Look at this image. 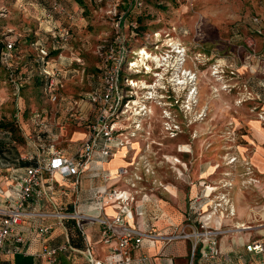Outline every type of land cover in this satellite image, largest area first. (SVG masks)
<instances>
[{"label": "rangeland", "instance_id": "obj_1", "mask_svg": "<svg viewBox=\"0 0 264 264\" xmlns=\"http://www.w3.org/2000/svg\"><path fill=\"white\" fill-rule=\"evenodd\" d=\"M83 1L84 12L79 17L59 2L71 17L68 20L55 15L51 22L55 33L63 27L71 31L69 43L59 49L48 30L49 22L44 19L51 0H0V45L7 41L14 45L8 60L0 59V124L16 127L10 147L16 148L21 160L34 154L36 147L27 137L35 139L31 120L35 113L49 117L51 128H59L58 123L65 127L63 137L58 134L61 139L54 143L62 151L66 150L65 137L72 131L85 132L67 116L60 118L62 107L65 109L63 103H51L44 96L42 68L67 70V62L71 75L66 78L74 84L59 93L61 99H79L98 79L99 47L101 52L107 51L119 33L118 47L125 50L123 59L129 56L140 67L146 64L140 47L146 46L149 53V44L156 41L148 32H160L157 42L163 52L171 42L185 50V61L177 70L185 81L176 86L164 77V86L153 87L158 89L156 99L148 101L150 113L142 119L141 132L127 147L128 179L120 190L158 198L161 209L151 212L149 222L156 225L161 219H169L178 225L171 235L178 236L203 233L202 218L214 213L219 216L220 209L215 206L224 194L235 216L225 218L233 223L226 221V226H222L221 231L226 233L219 236V242L222 246L224 240H231L230 246L233 242L243 246L254 242L264 234V228H234L264 223L257 217V210L264 204V175L251 164L254 149L264 148L256 136L262 132V136L258 135L264 140V0H170L160 3V7L153 5L159 0H151L153 4L143 8L150 18L141 24L145 32L140 31V37L132 41L128 40L127 22L119 29L115 27L119 14L127 8V0H120L115 9L116 0H105L107 4L99 6L92 0ZM109 10H113V15H107ZM38 48L48 54L45 64ZM129 48L139 49L130 55ZM1 53L2 47L0 56ZM36 74L42 80L41 87L34 79ZM16 76L21 78L19 85L13 81ZM134 76H138L137 95L144 96L143 79L151 86L154 78ZM205 187L213 188L208 193L215 191L208 199L204 198ZM236 205L245 210L242 220L237 216ZM204 210L210 214L205 215ZM188 241L192 247V240ZM171 242L164 243L168 246ZM174 246L179 253L184 252L183 244ZM189 250L190 245L188 254ZM246 258L255 263L264 261V255L248 254ZM188 260L177 259L175 264H186ZM166 262L171 264L172 260Z\"/></svg>", "mask_w": 264, "mask_h": 264}, {"label": "built area", "instance_id": "obj_2", "mask_svg": "<svg viewBox=\"0 0 264 264\" xmlns=\"http://www.w3.org/2000/svg\"><path fill=\"white\" fill-rule=\"evenodd\" d=\"M120 0H116L113 5L115 9L120 4ZM144 5V0H127L126 9L122 14H119L118 21L115 27H119L127 22L128 40H134V30L137 28V23L134 18L141 11ZM113 11V10H112ZM109 10L107 15H113ZM55 15L63 16L68 20L71 17L66 10L59 4L57 0H51L50 10L44 15L47 22L52 21ZM131 18V19H130ZM129 19V21H128ZM256 21V20H254ZM53 43L59 45V49L64 48L71 38L69 27L61 28L57 33L50 30ZM119 32V31H118ZM53 33V34H52ZM160 32H153L149 35L151 39H156L155 43L149 44V53H146V46H142L141 53L144 55L146 64L136 67L132 62V58L127 56L123 59L124 48L118 47L121 43L120 34L115 37V42L107 51L101 52V47L98 48L97 56L99 64L98 85L86 93L79 101L72 100L66 103V99H61L59 93V80L62 72L58 67L49 69L42 68L41 76L44 78L43 94L51 103L63 101L66 104L65 115L72 122H82L85 130V138L73 155H66L64 151L58 149L50 135L51 126L48 120L34 119L32 125L34 131L38 133L48 134L50 140L48 144L35 140L32 137H27V140L36 147V154L25 159L36 160V165L28 168L25 174L19 179L17 195L11 198L9 194L4 197V204L0 205V254H15L16 249L7 248L9 242L21 243L22 239L14 236L16 228L21 225L22 221L36 217H53L59 220H73L78 229H81L82 222H90L99 226L102 242L108 247V253L100 260L92 258L89 249L84 253V264H152L151 258L146 255L133 256V253L140 250L144 240L171 242L176 239L192 240L190 256L187 264H195L197 254H200V259L205 263L214 262L218 257V238L226 233L221 231V221L225 218L233 217L234 210L231 207L229 200L223 194L219 198L216 208H219V216L212 214L208 222L202 218L201 228L203 233L183 234L161 236L155 229L151 228L146 231L139 230L135 225H131L132 210L136 197L139 194L125 190L108 189L96 194L93 197L96 214H81L76 211L64 213L61 209L52 214H39L24 210L25 204L32 199L42 197L43 175L47 174L50 178L55 174L61 177L74 178V190H77L79 185L78 178L81 174L88 171L93 163V155L97 153L100 156V165L109 160L112 156L114 148L126 149L131 146L130 140L135 138L141 132L142 119L150 113L148 110V101H155V94L158 92L157 85H165L168 78L176 86L183 85L185 78L180 76L179 65L184 63L185 50L181 46L171 42L166 45L167 50L162 51L163 46H158L157 38L161 37ZM166 38L170 35L165 34ZM124 40V37H123ZM126 42V41H125ZM124 44L128 47L127 42ZM152 46L153 49L151 48ZM14 45L11 42H5L4 50L1 53L0 59L8 60V54L13 49ZM115 47V49H114ZM41 56V61L45 64L44 59L48 54L43 48H38ZM37 49V50H38ZM131 49L130 55H134ZM174 52V53H172ZM177 55V58L173 57ZM130 60V61H129ZM129 61L130 67L126 66ZM165 70V74L162 72ZM141 77L151 76L154 82L149 84L144 81L141 91L144 96L137 95V79ZM189 75V74H188ZM191 78L188 76V79ZM187 79V78H186ZM149 82V81H148ZM163 83V84H162ZM153 85V86H152ZM185 89V88H184ZM191 92V91H190ZM154 99V100H153ZM80 105H87L89 112L87 116H81ZM171 119L170 117L168 118ZM129 123V125L127 124ZM116 177L128 179V166L121 167L116 170ZM101 180L109 181V175L100 174ZM209 187H205V190ZM214 192L206 190L204 196L208 199ZM106 207L114 209L113 216L105 214ZM219 218V221L216 220ZM214 220V226H212ZM235 229V228H234ZM51 226L40 227V234H48ZM65 246L56 248L44 247L42 256L47 264H58L57 254L65 250ZM245 251L250 254L262 255L264 248L259 242H252L245 246ZM223 264H231L230 258L227 255L223 256ZM251 264H264V261Z\"/></svg>", "mask_w": 264, "mask_h": 264}, {"label": "crops", "instance_id": "obj_3", "mask_svg": "<svg viewBox=\"0 0 264 264\" xmlns=\"http://www.w3.org/2000/svg\"><path fill=\"white\" fill-rule=\"evenodd\" d=\"M92 1L96 6L102 5L103 3L107 2L105 0ZM60 3L70 13V10H73L72 12L76 17L81 16L84 12V1L82 2V4H78V0H62ZM64 65L65 67H67V70L61 69L62 75L61 79L59 80V92H63V89L65 87L74 84V82L66 78L67 75H71L69 74L71 72H69L68 70V68L71 66H68L67 62ZM97 68H99V66H97ZM81 97L82 96H80L79 99H71L69 97L67 98L68 100L65 101L66 103L72 100L79 101ZM61 103L64 104L63 101H61ZM64 107V110H66V104H64ZM86 108L87 105H80L81 116L85 114ZM64 110L62 107V111L60 113L61 119L66 116ZM37 114L43 115L42 113ZM47 118L49 119V117H46L44 119L47 120ZM61 125V123H58L57 126L59 128L52 127L50 129V134L52 137L51 140H53L52 142H54L55 144H58L59 139L63 137L62 135L66 131L65 127ZM58 134L61 135V138ZM258 134L262 136V132H257L256 136L259 141L264 143V140ZM65 138V141L67 142V145H65V147L67 148L64 147V149L66 150L63 151L64 154L70 156L75 153V151L84 140L85 132L82 133L80 131H72L70 135ZM131 149L133 150V146ZM254 150L255 152L251 157V164L260 175H264V148L256 147V149ZM12 153L13 158H10L6 162V164L15 166L17 165L16 162L17 159H19V156H16V150L12 149ZM126 153L127 148H114L111 158L101 165L100 156L95 153L93 155V163L89 170L81 174L78 178L79 185L77 187V190H74L73 177H61L58 174H55L50 178L47 174H44L42 197L39 199L34 198L28 201L24 206V210L39 214H52L61 209L64 213H71L73 211H76L81 214L95 215L96 211L95 205L93 203V197L96 194H99L108 189L120 190L121 188H125L124 181L127 178L124 177L120 180L115 176V174L118 168L128 166V163L125 160ZM35 154L36 150L33 155ZM6 164H4L3 167H0V205L4 204V197L8 194L9 196H11V198H14L17 195L19 179L25 174L24 170L14 171L12 169H8V165ZM101 173L109 175L108 182H104L103 180H101ZM168 192L173 194V191H171L170 189H168ZM154 198L148 196L147 194H143L141 196L138 195L136 197L130 224L135 225L139 230L142 231L153 228L155 230L157 229L158 232H161V230L166 229V231L163 233H157L161 236H169L172 233L171 231L174 230V228L178 227V225L172 223L169 219H166L165 221L164 219H161L156 223V225L149 222V216L151 212L161 209L162 206L161 201L156 197ZM244 211H242L239 205H236L237 216L240 220H242L245 215ZM105 214L107 216H113L114 209L111 207H106ZM257 217H260V219H264V204H262V206H260L257 210ZM227 220H222L221 226H226ZM231 222L232 221H230V224L233 223ZM211 225L214 226V220H212ZM45 226H51V230L48 234H40L38 232V229ZM81 228L82 231L81 229L77 228L75 221L73 220H59L53 217H36L29 220H24L14 232V236L21 238L22 242L19 244L9 242L7 244V248H14L17 252L11 255L2 252L0 254V264H47L45 258L42 256L44 247L56 248L59 246H65L66 248L64 251H61L57 254L58 264H84L85 257L84 255L80 254V252L84 253L86 249L90 250L92 258L96 260L102 259L109 250L107 245H104L102 242V236L99 226L90 222H82ZM254 228L259 231L260 229L264 228V223H260L257 226H251L250 230H253ZM251 235L254 237V232H251ZM219 239L220 238H218V257L216 258L215 263L203 262L200 259V254L198 253L195 264H223L224 262L222 259L224 255H227L230 258L231 264L255 263L253 261H249L246 258V256L250 253H247L245 251V246L249 243H246L243 246L237 245L236 242H233V246H230V243H232L231 240H224L222 246V244L219 242ZM254 239L255 238H253V240ZM254 242H259L264 248V234L262 233L260 236H258ZM177 243H181L184 245L183 253H179L177 251V247L174 246ZM189 245L191 249V244H189V241L184 239L172 241L168 246L162 241L144 240L142 242L140 250L133 253V256L137 257L139 255H146L151 258L152 264H168V262L166 261L169 259L172 260L171 264H175V260L177 259L189 258L190 250L189 254L187 252L189 249ZM163 259H165V261H163Z\"/></svg>", "mask_w": 264, "mask_h": 264}, {"label": "trees", "instance_id": "obj_4", "mask_svg": "<svg viewBox=\"0 0 264 264\" xmlns=\"http://www.w3.org/2000/svg\"><path fill=\"white\" fill-rule=\"evenodd\" d=\"M165 1H170V0H159L158 1V4L157 3L153 4L151 0H144L143 8L147 7L146 5H148V4H153V5H155V7H160L159 4L162 3V2H165ZM78 4H82V1L81 0H78ZM142 9H141V12H138L136 15H134V18H135L136 23H137V28L133 32L134 33V40L140 37V33L145 32V30L143 28H141L142 22L144 20H146V19H150V18H148V15L147 14H144V9L143 10ZM51 22H53V19H52V21H50L48 23V25H49L48 30L49 31L50 30H54V28H53L54 26L51 25ZM141 29H143V30H141ZM140 31H142V32H140ZM152 32H154V30L149 31L148 33L151 34ZM0 47H2V51H3L4 50V45H0ZM99 72L100 71L98 69L97 70V74H99ZM36 76H37V74H36ZM36 76H35L34 79L39 83V87H41L42 86V80H40L38 78V76L37 77ZM97 78H98V75H97ZM13 81L15 83H18V85L21 84V78H19L17 76L14 77V80ZM93 85L94 86L92 88H94V87H96L98 85V79L95 81V83ZM88 112H89V109L87 107L86 110H85V114H83L82 116H84V117L87 116L88 115ZM32 118H33L32 120H34V119L35 120L36 119H42V117L39 114H37V113L33 114L32 115ZM74 123L76 125H78L79 127H84L83 124H82V122H81V120H80V122H74ZM15 131H16V127L14 125H2V124H0V167L1 166L3 167L4 164H6V162L10 158H13V156H12V154H13L12 153V149L13 150H16V148H11L10 145H11V143L14 142V140L12 138V133H14ZM34 137H35V140L43 141L45 143L49 142V140H50L48 134L38 133L36 131L34 133ZM16 156H19L17 150H16ZM16 163H17V165H15V166L14 165L11 166L9 164H6V165H8L7 168L8 169H12L14 171H19V170L26 171L28 168H31V167L35 166L36 160H34V159H31V160H29V159L21 160V158L19 156V159H17V162Z\"/></svg>", "mask_w": 264, "mask_h": 264}, {"label": "bare ground", "instance_id": "obj_5", "mask_svg": "<svg viewBox=\"0 0 264 264\" xmlns=\"http://www.w3.org/2000/svg\"><path fill=\"white\" fill-rule=\"evenodd\" d=\"M143 54V53H142ZM188 81V80H187ZM141 83V82H140ZM141 86V85H140ZM208 189H213V188H208ZM207 189V190H208ZM214 191V190H213ZM213 191H209V192H213ZM204 213H205V215H207V214H210L208 211H206V210H204ZM210 216L211 215H207V217L206 218H204V220L206 221V222H208V219L210 218ZM248 229H250V228H245V227H243V226H241V225H236V227H235V231H241V230H248ZM235 231L233 232V234H235Z\"/></svg>", "mask_w": 264, "mask_h": 264}]
</instances>
